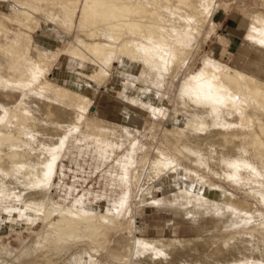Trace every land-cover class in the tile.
I'll use <instances>...</instances> for the list:
<instances>
[{
  "label": "rangeland",
  "instance_id": "1",
  "mask_svg": "<svg viewBox=\"0 0 264 264\" xmlns=\"http://www.w3.org/2000/svg\"><path fill=\"white\" fill-rule=\"evenodd\" d=\"M54 1L58 3L60 0H0V81L1 79L5 81V79L10 78L9 83L14 82V84H17L18 90L24 92L22 96L20 94L17 97L21 98V100H30L31 97L39 100L44 97V94L48 91V87H43L46 82L58 85L69 91V93L81 95V99L83 98L81 102L90 99V102L87 103V110L81 111L79 106L81 104H77L75 101L76 96H73V101L72 96L71 100L69 99L70 95L68 98H64L68 108L76 109L80 112L79 114L77 112L80 120L76 118L78 124L73 120L72 124H74V127L72 131L67 133V139L63 137V140L53 147L52 144H47L46 146L43 142L36 146H29L30 148L32 147V150L40 151L44 154L47 149L49 150V152L47 151L49 155L46 154L45 158H42V162L48 166L50 175L49 178H46L47 180H32L27 187L34 190L43 185L49 191L57 193L58 196L55 195L57 197H54V199L58 203L70 206L73 204L75 197L81 199L79 203H76L77 207H84L97 213L109 215L113 213L112 215H115L114 217L121 221L119 223H111L109 226L110 231L108 229L105 234L99 233L96 235V233H93L91 236V233H88L77 239L78 242L75 241L69 245L63 241L60 243L61 240H51L48 243V240L43 238L48 227L46 221H43L40 214L36 213V211L21 210V207H19L20 202L15 199H8L6 194H8L9 190L4 189V192L0 191V198H4V200L2 199L3 202L0 200V242L6 246L9 256L15 255V251L18 254V257L9 258V262L5 261L4 263L24 264L23 262H26L28 264L27 262H29V264H32L37 260L36 263L40 264V262L45 261L44 259H47L48 261H45V264H47L49 261L53 263L55 260L61 259L59 263L55 261L57 262L55 264H63L64 262V264H88L89 261L87 260H90V263L93 262L91 264H118L117 261L120 262V260L123 261L125 259L123 264H138L135 263L136 259H134L136 258L135 250H130V248H133V242L137 237L165 239L202 237V240L196 244L198 251L189 247L186 252H183L181 248H177L179 244L176 243L173 245L175 248L172 249L171 254L174 258H177V255H191L192 260L187 264H202L201 260L204 258L210 264H213L212 259L218 258L217 255L219 253L215 248H221L222 256L227 258V260L214 264H235V257L228 254L231 247L223 245V243L229 242V245H232L241 240L240 244L242 246V239L248 240L250 237H258V240L261 239L260 241L264 245V160L258 162V172L257 169H237V173H240L241 176L239 181L236 182L234 176H231L236 167L223 166L225 174L222 177L216 171L210 170L206 159L197 158L196 160L195 158L194 162L189 161L181 153H178L179 151H173L170 144L172 138L175 141H179V143H185L189 141L188 139H191L190 135L182 131L177 123V115H174V113L177 114L176 101L181 85L186 78L194 75V81L199 79V70L205 60L214 59L223 65L238 69L257 79L264 87V45H262L264 44V38L262 40V37H258L263 43L256 38L246 42V31L249 30V24L252 23L255 13H264V0H212V4H209L210 8L206 7L203 9L205 10L203 16L196 15L191 20L192 23H198L195 28L190 29L191 31L186 30L188 31L187 37L190 39V50L184 59L183 67L181 65L180 68L174 69L167 65L164 70H161L162 79L160 77V79L158 78L154 81L157 84H153V81L147 82V75H149V69L151 68L145 63L144 65L143 62H135L129 57L114 58L113 56L114 61L111 60L109 64H105L102 61H97L88 53L83 55V58L71 54L69 51L77 46V36L84 40L87 37L85 38V35L78 32L76 28L72 27L69 29V27L64 26L65 24L62 26L59 23L58 20L62 19V13L60 7L53 4ZM144 1L150 4L153 0ZM191 1L197 7L203 8V6L197 4L198 0ZM156 2L153 5L154 7H152L156 9L157 13L153 14L151 16L152 19L150 18L151 20H149L159 21L164 25L175 24L176 26L173 35L171 34L173 37L167 44L168 46L163 45L161 47L169 52L177 34L185 31L190 25V22L180 15L181 11L184 13L191 12V8L188 6L190 2L182 4L179 13H174L173 10L169 9L170 5H174L177 1L170 3L163 1L158 3V5ZM25 4H31L32 8L29 6L30 8L27 9ZM22 6L29 12L37 11L33 14L35 18L29 24V29H24V27L22 28L21 25L15 22L16 17L23 18L19 13ZM36 8L39 9L36 10ZM157 16L159 20L155 19ZM228 16H232L235 22L240 24L243 31L242 38L239 41L236 40V42L232 41L230 44L229 38L223 35L225 34L223 27L219 25L220 21L228 18ZM74 22L77 24L78 18L75 17ZM154 23L149 22V24ZM19 29L26 36V33L31 35V37H26L31 39L28 55H22L26 39H22L20 43V40L15 38V32ZM128 31L127 29L123 30L121 37L134 38L143 44L151 45L138 34L135 35ZM191 34L195 38L194 41L193 38H190ZM22 41L25 43L24 45H22ZM12 42L16 46L17 44L22 46H17V48ZM114 44H117V42ZM13 47H16L17 50L16 48L13 49ZM21 48L23 49L19 50ZM12 52L15 53L13 54ZM39 58H45L43 64L42 66H35L37 65L35 61ZM31 60L33 61L31 62ZM99 66L102 68L101 73L103 75H97L98 73H96L100 78H96V76H93L94 74L90 75ZM37 67H40V72ZM34 75L37 77L36 80H33ZM223 85L230 87H228L229 89L226 87L227 91L224 89L225 96H220L225 97V100L229 99L228 101L234 100L235 102H230L231 106H237L234 103L238 102L237 108L239 109L242 106V110L239 109L241 115L244 113L247 118H251L253 117L251 114L255 113L264 122V108L260 109L259 105L253 102L250 95H245V98H243L240 87ZM31 91L40 94L37 96V93L32 94ZM14 105L13 110H18L21 107L17 104ZM26 117L28 116L26 115ZM42 119L44 120V118ZM42 119H38V124L47 123L40 122ZM36 120L35 118V123ZM200 126L202 127V123L198 127ZM101 127L108 128L109 131L102 132L100 131ZM204 127H207V125L205 124ZM205 130L206 128L203 130L204 133H206ZM84 135L88 136L86 140L82 138ZM245 135H242L240 139L249 141L247 131ZM249 136L253 137L252 134ZM75 137L82 139V143L86 141L89 144L88 152L90 153L86 155L84 152V155H81L77 148L76 140H74ZM95 137H101L110 143H114L108 148L107 152H103L102 158L100 155L95 157L94 152L92 151L91 153L90 151L93 150ZM64 143L66 144L64 145ZM44 144L46 147L43 146ZM158 149L164 151L170 158L168 156L169 159L162 162L161 171L156 172L158 176H155V173L153 175L155 177L147 182L145 181V176L148 165ZM53 151L55 155H53ZM170 159L173 160L170 162ZM49 161L52 162L50 163ZM229 163L228 165H231L232 161ZM163 167L165 168L163 169ZM194 173L196 174L194 175ZM198 176H203L201 177L203 179H199ZM54 182L60 185V189H55L54 185H52ZM195 182L198 183V187L202 184L199 189L196 187ZM242 185H244V188ZM212 187L217 188V193H214L213 190L210 191ZM171 189H178L179 191L185 189L188 194L196 193L195 190H198L197 194H190L193 200L189 198L185 200V203L182 202V205L181 202H174L173 197H167L168 199L165 197L161 198L164 196L163 192ZM201 192L205 194L202 196ZM2 193H4L5 197ZM207 193L212 196L210 197ZM184 194L183 196L186 197L187 192ZM214 194H218V196L215 197ZM195 196L197 197V202ZM156 198L157 200H154ZM214 198L217 200H214ZM198 200L201 202H198ZM192 201H194L195 205L192 204ZM202 202V206L199 207ZM121 207V212H118ZM184 209L185 214L181 212ZM235 209L241 212L238 213ZM191 212L195 216L188 214ZM117 213H120V216ZM128 222H131L129 225L133 226L132 229L128 228ZM251 231L253 232L250 233ZM34 233H37L38 236ZM18 239L23 242L21 243ZM37 239L39 240L38 243L35 242ZM246 248L244 247L246 251H249ZM56 249L62 250V252H57ZM10 250L11 252L13 251V254H11ZM31 250L32 252H30ZM87 250L89 252L85 253ZM64 252L68 254L64 255ZM62 254L64 257H61ZM91 254L93 255L90 256ZM88 256L92 260L91 258L88 259ZM101 257L106 259L105 261L103 258L106 263L100 259ZM64 258L66 259L64 260ZM240 263L263 264V262L259 261L258 263L257 261ZM177 264L183 263L178 262Z\"/></svg>",
  "mask_w": 264,
  "mask_h": 264
},
{
  "label": "bare ground",
  "instance_id": "2",
  "mask_svg": "<svg viewBox=\"0 0 264 264\" xmlns=\"http://www.w3.org/2000/svg\"><path fill=\"white\" fill-rule=\"evenodd\" d=\"M155 1H157L156 2L157 5L158 3H161L163 1L166 3L177 1V3H175L174 5H170L171 7H169V9L173 10L174 13H177V12L179 13L181 10L182 4L184 3L187 4V2H190L191 0H153L150 4H147L148 2L146 3L144 0H60L58 3L54 1L53 4L55 6L57 5L60 7V10L62 13V17H61L62 19L58 21L62 26L65 24L64 26L69 27V29L74 27L77 29L78 32L84 34L85 38L87 37L86 40H84L80 36H77V39H76L77 46H75L72 50L70 49L71 51L69 52H71V54L81 56V58H83V55H86V53H88L90 56L95 58L97 61H102L105 64H109L111 60L114 61V58H117V57H122V58L129 57V59L135 62H141V63L143 62V64L145 63L149 68H151L149 69V75H147L148 76L147 82L153 81V84H157V83H154V81L158 78L160 79V77L162 79L161 70L162 69L164 70L167 67V65H170V67H173L174 69H178L185 62L184 59L186 55L189 54V50H190V39L189 37H187L188 31L186 30L195 28V26L198 23H194V22L192 23L191 20H193L194 16L196 15L203 16V13H205V10L203 9H205L206 7L210 8L209 4H212L211 3L212 0H198L197 4L203 6V8L201 7L202 9L197 7L196 4L191 3L192 2L191 1L190 4L188 5L189 8H191V12L184 13L183 11H181L182 14L180 13V15H182V17H184L185 20H188L190 22V25L185 29V31L177 34L174 44L171 45V49L169 52L165 51L161 47L163 45L166 46L169 43L171 37H173L171 36V34L173 35L174 30H176L175 29L176 26L175 24L164 25L160 23L159 21H156V22L153 20L150 21L152 19L151 16L157 13L156 9L153 8ZM21 5L23 4L21 3ZM30 5L31 4H28V5L25 4V7L27 6L26 8L29 9L31 7ZM33 6L38 7L37 5H33ZM25 7L22 6L19 11V13L22 15L23 18L21 19L19 17H16L15 22L21 25L22 28L24 27V29H29V24L32 23L35 18L33 14H35L37 11L34 12L35 11L34 10L32 12H29L26 10ZM39 8H36V10H38ZM263 14L264 13L262 12L255 13L254 18L252 19V23L249 24L250 28L248 31H246L247 32L246 42H250V40H253L255 38L258 41L263 40L264 38V15ZM75 17L78 18L77 24L74 22ZM155 19L159 20L158 16ZM149 22H153V23L155 22V23L149 24ZM125 29L129 30L130 33L132 34H135V35L138 34V36L142 37L143 39H146L151 45L143 44L141 41L134 39V38H129V37L122 38L121 37L122 32ZM200 29H201V26H200ZM26 34L27 36L22 30L20 31V29L17 32H15V38H17V40H20L19 41L20 43L22 39H26L27 41V42L25 41L26 44L22 41L23 42L22 45L25 44L23 46L24 49L23 48L19 49V50H22V49L24 50V53L22 52L23 53L22 55L24 54L28 55L27 52L29 51L31 47V43H30L31 39L26 38L28 36L31 37V35H29V33H26ZM258 37H262V40L259 39ZM190 38H193L192 34ZM194 39L195 38H193V41ZM116 42L117 44H114ZM13 45L15 44L13 43ZM22 45L17 44V46L19 47H21ZM16 47H13V49H15ZM12 53L14 54L15 52H12ZM44 59L39 58L38 60H36L35 63L37 65L35 66H38V65L42 66ZM32 61L33 60H31V62ZM37 68L39 69V72H40V67H37ZM101 69L102 68L99 66L97 70L94 73H91L90 75L94 74L93 76H96V78H100V76L98 77L97 75L102 74ZM34 72L36 75L35 70ZM96 73L98 74L96 75ZM35 75H34L33 80H36L37 78ZM199 76H200L199 79H196V81H194L195 80L194 75L193 76L191 75L190 78H186L183 81L181 88L179 90L177 101H176L177 114L173 112L174 115H177L176 116L177 123L180 125L182 131H185L186 133H188L191 139H188L189 140L188 142L179 143V141H175L172 138L171 143H170L172 145V150L176 152L179 151L178 153H181L184 156V158H186L189 161H193L195 160V158L196 160L197 158H201V160L206 159L210 170L212 169V171L213 170L216 171L217 174H219L220 176L225 174V172L223 171L224 170L223 166H230V167L234 166L236 168H234L235 171L232 173L231 176H234L236 182L239 181L240 179L239 177L241 176L240 173H237L238 172L237 169L239 168L257 169V172H258L259 171L258 162H260V160L261 161L264 160V122L255 113H253L255 115L251 114L253 116L251 118H247L244 113H243L244 115L243 114L241 115L239 113L240 111L239 109L242 110V106H240V108L238 109L237 108L239 105L238 102L234 103V104H237V106L236 105L231 106L230 102H233L234 100L228 101L229 100L228 98H227L228 100H225L224 99L225 97L223 98L220 95L225 96V90L227 86L225 87L223 84L235 85L237 88L240 87V89H242L241 95L244 96L243 98H245V95L247 96L250 95L252 97L253 102H256V104L259 105L260 109H262L264 108V87L254 77L238 69L232 68L228 65L227 66L223 65L222 63L215 61L214 59L205 60V62L203 63V65L201 66L199 70ZM30 77H32V75H30ZM8 79H5L6 82L4 80L2 81V79L0 81V191L4 192L3 191L4 189H8L9 190L8 194H6L7 198L15 199L19 201L20 202L19 207H21L20 208L21 210H32L40 214L41 219H43V221H46L47 226H48L46 228L45 235L43 237L46 240H48L47 241L48 243L51 242V240L52 241L61 240L60 243L63 241V242H66L67 245H69L77 241V239L81 238L83 235H86L88 233L89 234L91 233V236H92L93 233H96L97 235L99 233L105 234L108 229L110 231L109 226L111 225V223H116V222L119 223V221H121L120 219L118 220L117 217L115 218L114 217L115 215L114 216L112 215L113 213L109 215L106 213L105 214L97 213L96 211L94 212L84 207L79 208L77 207L76 203H79L81 199H78L75 197H74V202L72 205L70 206L63 205L61 203H58L56 199H54L57 193L53 191L52 192L49 191L48 188L43 187V185L39 186L38 188L34 190H31L30 188L27 187L29 182H32V180H35V181L36 179L45 180L46 178H49V175H50L48 166L42 162L46 154L49 155L48 153L49 150L47 149L49 147L46 148L48 152L46 151V153L44 154L43 152L32 150L31 149L32 147L30 148L29 146H36L37 144H40L41 142H43L46 144V146L47 144H50V145L52 144V147H53L58 142L63 140L62 138L63 137L65 138L67 133L72 131L74 127L73 126L74 124H72L73 120L76 124H78L76 120V118L78 119V115H77L78 110L68 108L66 103L64 102L66 101L64 98H68L70 95L69 99L72 96V101H73V96L74 97L76 96L75 101L77 102V104L79 103L81 104L79 105L81 111L87 110L86 109L88 106L87 103L90 102L89 101L90 99L87 101L81 102V100L83 99V98L81 99L80 97L81 95L78 96V94L76 93H72V92L69 93V91H67L66 89L58 85H54V84L46 82L45 86L43 85V87L44 88L48 87V91L45 94L43 93L44 97L40 98L39 100H35L32 97L30 98V100H21V98L19 99L17 97L20 94L22 96V93L24 92L19 91L18 85L14 84L13 81H12L13 83H9L11 79L10 78ZM228 87L227 89H229ZM222 91H223V94H222ZM31 93L33 94L34 92L31 91ZM36 93H37V96L38 94H40L38 92ZM32 94H29V95H32ZM13 104L15 105L17 104L18 106L20 105L21 107H19V109L17 108L18 110H15V109L13 110ZM17 112L19 113V115H17L18 114ZM25 113L28 117H26ZM79 113L80 112H78V114ZM23 116H25L26 118L25 117L23 118ZM35 118L37 119L36 123L34 122ZM42 118H44V120H47V121H44ZM38 119H42L40 120V122H47V123L38 124L37 122L39 121ZM200 123H202V127L201 126L198 127ZM205 124L207 125V127H204ZM198 128H201V129H198ZM204 128H206L205 130L206 133H204L203 131ZM100 131L108 132L109 129L105 127H101ZM246 131L248 134L247 137L249 138V141H244L240 139L242 135H245ZM251 134L253 137L249 136ZM82 138L83 140H86L88 136L84 135ZM74 140H76L77 148L79 152L81 153V155H84V154L87 155L88 153H90L88 152L89 144L86 141L82 143V139H77L76 137L74 138ZM94 141H95L94 142L95 144L93 146V150H90V151L91 153L92 151L94 152L95 157H97V155L101 156L103 152H107L108 148L112 144H114L113 142L110 143L106 139L101 138V137H95ZM45 144L43 145L44 147H46ZM65 144L66 143H64V145ZM53 153H54L53 155H55L54 151ZM168 156L169 155H167L161 149H158L155 151V154L148 165V170L145 176V181L148 182V180H150L151 178H154L156 175L158 176L156 172L161 171L162 162L166 161V159H169L170 156L169 158ZM171 160L173 159H170V162ZM230 161H232V164L228 165L230 164L229 163ZM164 168L165 167H163V169ZM154 174L155 176H153ZM195 174L196 173H194V175ZM197 175L199 174L197 173ZM201 177H199V179ZM197 184L198 183H196V187L199 189V187L202 184L201 185L199 184L200 185L199 187ZM205 184L203 183V186ZM52 185H54L55 189L60 187V185L55 184V182ZM242 186L244 188V185ZM212 188L211 189L209 188L210 191L213 190L214 193H217L216 191L217 188L216 187L215 188L212 187ZM198 189L195 190L196 193L195 192L193 193L197 194ZM186 192H187L186 197L190 196V194H193V193L188 194V191L185 189H182L180 191L178 189H171L169 191L163 192L164 196H162L161 198L173 197L174 200L173 199L172 200L174 202H181L182 204V202L185 203L186 202L185 200H188L189 198H191L190 196L186 199V197L183 196V194ZM204 194L205 193H202V196ZM2 195L4 196V193H2ZM207 195L209 194L207 193ZM214 195L215 197L218 196V194H214ZM70 196H72V194H70ZM196 196H195V200L197 199V197L199 198V196L197 197ZM2 199L4 200V198ZM2 199L0 198V200L3 202ZM191 199L193 200V197ZM199 199L202 200V198H199ZM154 200H157V198ZM214 200H217V199L214 198ZM192 202L191 203L194 204V201ZM198 202H201V201L198 200ZM159 203L157 202V204ZM202 204L203 202L199 204L200 206L199 205L198 206L201 207ZM203 206H206V205H203ZM185 209H186V206H185ZM185 209L184 211H181L182 213L184 212L183 214H185ZM201 209H200V212H201ZM120 210H122V207L118 209V212H121ZM198 211H199V208H198ZM239 212L241 211L239 210L238 213ZM117 214L118 216H120L119 215L120 213H117ZM188 214L194 215L192 214V212ZM130 223L128 222L127 226L128 228L132 229L133 226L132 225L130 226L129 225ZM252 232L253 231H251L250 233ZM37 233H34V234H37ZM240 238L242 239V237ZM38 239L37 241L35 240L36 243H38L39 241ZM201 240H202V237H197L193 239H182V238L165 239V238H139L137 237L135 241L133 242V248L132 249L130 248V250H135L134 252L136 254V258L134 259H136V262L135 261L134 262L138 264H177L178 262L187 264L189 261L192 260L191 255L190 256L177 255V258H174V256L171 254L172 249L175 248V246L173 245L178 243L179 246L177 248H181L183 252H186V250L189 247L193 249L195 248L198 251V246L196 244L197 242ZM260 240H258V237L256 238L250 237L248 240L242 239V246L240 244L241 240H239V242L234 243L232 245H229V242L223 243V245L231 247L230 250L228 251V254H231L232 256L235 257V262H234L235 264L236 262L238 264L240 262L246 263V262H254V261H257V263L258 261L263 262L264 264V245H262ZM20 242L22 243L23 241L21 240ZM244 247L245 248L247 247L249 251H246ZM215 249L216 251L218 250L219 253L217 255L218 258L212 259L213 264L227 260V258H224L222 256L223 253L221 252V248H215ZM58 251L60 250H57V252ZM12 252L11 254H13ZM15 252L17 253V251ZM30 252H32V250ZM60 252H62V250ZM88 252L89 251L87 250L85 253H88ZM16 253L15 255L10 254L11 256H9L6 246L0 242V264H3L5 261L8 263L9 258L14 259L15 257H18L17 256L18 254ZM67 254H65L64 252V255H67ZM92 255L93 254H91L90 256ZM34 257L36 258V256ZM61 257H64L63 254L61 255ZM87 258L89 259L91 257L88 256ZM103 258L101 257L100 259H102V261L105 262L106 259L104 258L105 259L104 261ZM65 259L66 258H64V260ZM84 259L86 258L84 257ZM44 260L46 261L47 259H44ZM58 260L59 259L55 261L59 263L61 259L59 261ZM124 260L123 261L120 260V262L119 261L117 262L118 264H123V262H125ZM45 261H42L44 262L43 264L46 263ZM55 261L53 263H51L52 261L51 262L49 261L47 262V264L57 263ZM87 261H89L90 263V260H87ZM201 261H202V264H210V262H208L205 258ZM42 262H40V264ZM23 263L26 264V262H23ZM27 263L29 264V262ZM229 263H232V262H229ZM248 264H251V263H248Z\"/></svg>",
  "mask_w": 264,
  "mask_h": 264
},
{
  "label": "crops",
  "instance_id": "3",
  "mask_svg": "<svg viewBox=\"0 0 264 264\" xmlns=\"http://www.w3.org/2000/svg\"><path fill=\"white\" fill-rule=\"evenodd\" d=\"M220 26L223 27L224 33L229 38V44L232 41L240 40L243 35L242 27L239 23L235 22V19L232 16H228V18L222 19L219 23Z\"/></svg>",
  "mask_w": 264,
  "mask_h": 264
}]
</instances>
